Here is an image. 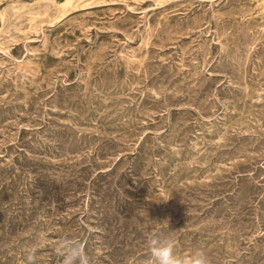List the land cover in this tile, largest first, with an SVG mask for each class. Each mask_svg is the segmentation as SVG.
I'll return each mask as SVG.
<instances>
[{
  "label": "rangeland",
  "instance_id": "1",
  "mask_svg": "<svg viewBox=\"0 0 264 264\" xmlns=\"http://www.w3.org/2000/svg\"><path fill=\"white\" fill-rule=\"evenodd\" d=\"M150 234L264 264V0H0V264Z\"/></svg>",
  "mask_w": 264,
  "mask_h": 264
},
{
  "label": "clouds",
  "instance_id": "2",
  "mask_svg": "<svg viewBox=\"0 0 264 264\" xmlns=\"http://www.w3.org/2000/svg\"><path fill=\"white\" fill-rule=\"evenodd\" d=\"M148 246L151 254L150 264H210L207 255L197 250L194 256L186 261L175 255L173 242L160 234H150ZM62 264H91L85 246L78 240L63 239L60 241ZM28 264H35V255L30 252Z\"/></svg>",
  "mask_w": 264,
  "mask_h": 264
},
{
  "label": "bare ground",
  "instance_id": "3",
  "mask_svg": "<svg viewBox=\"0 0 264 264\" xmlns=\"http://www.w3.org/2000/svg\"><path fill=\"white\" fill-rule=\"evenodd\" d=\"M69 4H71V3H69ZM25 6V5H24ZM57 8V7H56ZM43 10V9H42ZM45 10H46V8H45ZM36 12V11H35ZM26 15V14H25ZM3 17V16H2ZM61 19V18H60ZM38 25V24H37ZM42 32V31H41ZM23 34V33H22ZM23 65V64H22Z\"/></svg>",
  "mask_w": 264,
  "mask_h": 264
}]
</instances>
